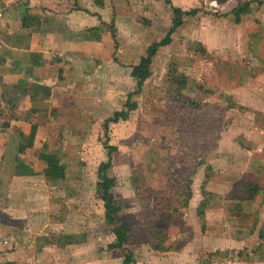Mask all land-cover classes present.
<instances>
[{
	"label": "rangeland",
	"instance_id": "obj_1",
	"mask_svg": "<svg viewBox=\"0 0 264 264\" xmlns=\"http://www.w3.org/2000/svg\"><path fill=\"white\" fill-rule=\"evenodd\" d=\"M132 1L107 23L117 71L77 91L84 123L51 130L38 166L20 156L18 195L0 198V264H124L128 251L135 264H264V0ZM174 9L181 26L140 89L133 67ZM105 141L125 251L110 248L97 190Z\"/></svg>",
	"mask_w": 264,
	"mask_h": 264
},
{
	"label": "crops",
	"instance_id": "obj_2",
	"mask_svg": "<svg viewBox=\"0 0 264 264\" xmlns=\"http://www.w3.org/2000/svg\"><path fill=\"white\" fill-rule=\"evenodd\" d=\"M128 2L133 1L0 0L1 199L13 203L18 195L14 187L24 171L17 170L20 156L38 166L39 155L50 157L41 149L51 130L68 127L67 121L84 123L78 92L97 73H105L103 66H109V73L117 71L124 48L107 23L117 25L131 9ZM26 15L39 24L25 28Z\"/></svg>",
	"mask_w": 264,
	"mask_h": 264
},
{
	"label": "trees",
	"instance_id": "obj_3",
	"mask_svg": "<svg viewBox=\"0 0 264 264\" xmlns=\"http://www.w3.org/2000/svg\"><path fill=\"white\" fill-rule=\"evenodd\" d=\"M249 8V4L246 5ZM246 10V9H245ZM244 9L242 11H245ZM246 12V11H245ZM175 19L174 25L168 34V38L162 41L160 44L150 47L147 52V56H144L140 63L133 67L132 76L137 80V85L141 89L147 80L151 76V67L153 65L154 57L158 53V48L163 45H167L171 42L170 36L172 33L181 26V21L179 20L178 14L182 13L180 9H174ZM39 20L33 16H25L23 20V25L25 28H31L37 26ZM112 35L115 41H117V32L114 27H111ZM129 118L128 111L116 112L114 117L111 119L112 122H118L119 120H127ZM105 132L108 133V126L106 125ZM104 148L108 151V161L100 165V181L97 184V190L101 196L105 208V221L106 223L113 227V234L116 236V241L110 246L111 249H117L125 251V244L128 241V226L123 221L119 220L118 215L121 213L122 207L116 204V199L114 195V189L117 186V180L108 175V172L112 166L113 153L116 148L109 145L107 141L104 143ZM188 199L192 197L191 194L187 193ZM202 208L206 205L202 204ZM203 214V213H202ZM152 235V234H151ZM68 243H72L69 238H66ZM157 251H165L166 248L159 246L155 248ZM124 264H135L132 253L128 251L125 255Z\"/></svg>",
	"mask_w": 264,
	"mask_h": 264
},
{
	"label": "built area",
	"instance_id": "obj_4",
	"mask_svg": "<svg viewBox=\"0 0 264 264\" xmlns=\"http://www.w3.org/2000/svg\"><path fill=\"white\" fill-rule=\"evenodd\" d=\"M19 1H21V0H19ZM0 16H2V14H0Z\"/></svg>",
	"mask_w": 264,
	"mask_h": 264
}]
</instances>
